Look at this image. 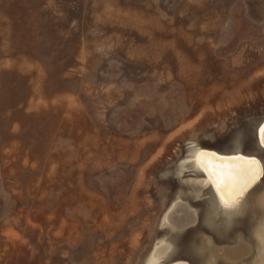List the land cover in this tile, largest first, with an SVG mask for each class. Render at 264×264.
I'll use <instances>...</instances> for the list:
<instances>
[{"label":"rangeland","instance_id":"rangeland-1","mask_svg":"<svg viewBox=\"0 0 264 264\" xmlns=\"http://www.w3.org/2000/svg\"><path fill=\"white\" fill-rule=\"evenodd\" d=\"M263 121L264 0H0V264H264Z\"/></svg>","mask_w":264,"mask_h":264},{"label":"bare ground","instance_id":"bare-ground-1","mask_svg":"<svg viewBox=\"0 0 264 264\" xmlns=\"http://www.w3.org/2000/svg\"><path fill=\"white\" fill-rule=\"evenodd\" d=\"M258 136L261 145H264V121L259 127ZM195 156L214 185L218 197L226 205L238 201L262 175L261 161L254 155L199 149Z\"/></svg>","mask_w":264,"mask_h":264}]
</instances>
